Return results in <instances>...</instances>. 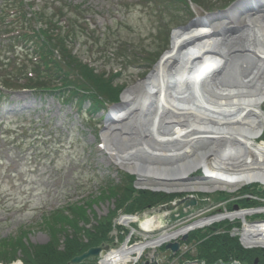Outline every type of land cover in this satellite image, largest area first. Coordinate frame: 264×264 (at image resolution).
<instances>
[{
	"label": "bare ground",
	"instance_id": "6f19581e",
	"mask_svg": "<svg viewBox=\"0 0 264 264\" xmlns=\"http://www.w3.org/2000/svg\"><path fill=\"white\" fill-rule=\"evenodd\" d=\"M246 9L231 21L206 26L197 19L174 29L170 47L111 107L101 132L104 148L113 163L137 175L138 185L208 192L264 184V4ZM263 211L219 213L143 235L139 243L105 253L99 263L131 264L146 249L225 218H242L245 245L264 246V222L246 219ZM168 212L120 216L118 222L139 220L150 230Z\"/></svg>",
	"mask_w": 264,
	"mask_h": 264
},
{
	"label": "rangeland",
	"instance_id": "374dc122",
	"mask_svg": "<svg viewBox=\"0 0 264 264\" xmlns=\"http://www.w3.org/2000/svg\"><path fill=\"white\" fill-rule=\"evenodd\" d=\"M25 1L32 3L31 10L61 4L68 9L81 10L78 20L74 22L77 33L70 47L75 55L97 72L117 74L113 84L123 86L119 101L122 92L144 78L170 47L171 33L178 27L176 25L188 22L185 21L188 8L193 12V17H201L208 24L204 25L211 26L231 21L235 14H239L238 9L250 10L252 6L264 4V0H233L220 9L229 0H185L188 8L181 5L183 10L179 11L170 8L169 3L174 2L172 0ZM13 31H0L2 62L12 53L10 44L6 43ZM157 52H160L158 56ZM149 57L155 58V61ZM113 105H107L92 115L77 112L71 105L62 104L51 97H34L25 89L0 98L1 242L13 243L17 238L24 243H46L50 240L52 214L64 211L69 203L84 204L90 221H93L94 215H106L108 209L113 208L114 195L109 193L110 187L121 184V177L125 173L133 177L132 183L136 188L137 176L113 163L102 141L101 132ZM86 106L83 105L82 109ZM91 116L93 118L89 119ZM250 184L253 186L256 182ZM190 192L197 195L199 202L191 209L193 212L190 216L177 222L169 220L164 228L156 226V230L145 233L137 229L130 243L142 240L141 234L156 235L165 229L173 230L215 213L220 206L223 207L221 203L230 198L221 199L218 191H180L173 194L179 196ZM208 198L212 203H206ZM120 209L123 208H119L117 214L124 213ZM259 217L264 218V213L247 216V219L253 221ZM114 218L113 237L119 234L118 227L129 230L125 225L120 226L117 218ZM223 220L226 219L217 221ZM132 223L138 224L136 221ZM225 224L233 223L227 220ZM66 228L69 227L66 225ZM188 248L187 244L182 243L180 252ZM147 252L153 253L159 264H182L170 250H162L160 246L146 249L142 259H148L149 256H145ZM98 260L99 257L87 262L97 264Z\"/></svg>",
	"mask_w": 264,
	"mask_h": 264
},
{
	"label": "trees",
	"instance_id": "16d2710c",
	"mask_svg": "<svg viewBox=\"0 0 264 264\" xmlns=\"http://www.w3.org/2000/svg\"><path fill=\"white\" fill-rule=\"evenodd\" d=\"M172 1L169 3L170 8L179 11L183 10L181 5L188 8L185 0ZM31 7L32 3L25 0H1L0 31H14L6 43L10 44L12 53L5 62L0 60V98L25 89L34 97H51L62 104L71 105L77 112L92 115L105 109L108 104L117 102L123 88L122 85L113 84L117 74L97 72L75 55L70 47L77 33L74 22L78 20L81 10L68 9L63 4L45 5L36 10H31ZM192 16L193 12L188 8L186 20ZM156 54L158 56L159 52ZM149 58L155 61V58ZM85 104L86 108L82 109ZM121 180V184L110 187L109 193L114 195L113 208L108 209L106 215H92L93 221H90L84 204L69 203L64 211L52 214L49 241L43 244L24 243L17 238L13 243L0 241V261L11 262L20 256L23 264H68L72 257L89 247L111 242L113 218L119 208L122 207L120 210L125 213H136L176 196L161 191L136 189L132 183L133 177L129 174H124ZM245 192L258 194L252 185L244 186L239 191ZM218 195L221 197L222 193ZM254 203L246 198L238 201V204L245 206ZM227 227L229 224L219 222L189 231L183 241L189 248L172 255L181 262L198 259L212 264L218 259L224 262L237 259L244 263L257 260L258 264H264V249H246L237 236L218 231ZM161 249L165 250L164 246Z\"/></svg>",
	"mask_w": 264,
	"mask_h": 264
},
{
	"label": "water",
	"instance_id": "95a60500",
	"mask_svg": "<svg viewBox=\"0 0 264 264\" xmlns=\"http://www.w3.org/2000/svg\"><path fill=\"white\" fill-rule=\"evenodd\" d=\"M197 19H203L201 17H193L191 18L185 25H180L178 27H184L188 26L190 23L197 21ZM118 102L114 103L117 104ZM257 192H262L264 194V184L259 182L256 188ZM197 204V198L195 195H186L182 197L181 199L177 200L175 203H169L166 205H162L159 209H148L145 212L139 213L137 217L139 218L140 216H143L145 214H150V213H157L158 211H163V210H169L170 212L167 213L168 219L163 218L159 225H165L168 220L170 221H176L180 220L184 217L189 216L192 213L191 206H195ZM177 208V211H174V209ZM233 209H237L238 205L234 204L232 206ZM139 221V220H138ZM140 223V222H139ZM187 234L183 235L182 237L185 238ZM110 246L108 244L105 245H97V246H91L87 250L83 251L79 255H75L69 260V264H86L84 262L85 259H88L90 257H98L100 255H103L106 253L107 249ZM166 248H170L171 250L175 251L178 249L179 244L178 242H170L165 245ZM263 248V247H261ZM254 263H257V260H254Z\"/></svg>",
	"mask_w": 264,
	"mask_h": 264
},
{
	"label": "built area",
	"instance_id": "2783aa9c",
	"mask_svg": "<svg viewBox=\"0 0 264 264\" xmlns=\"http://www.w3.org/2000/svg\"><path fill=\"white\" fill-rule=\"evenodd\" d=\"M241 210H246V209H241ZM231 233H232V234H233V233H239L241 241L244 242V241H243V234H242L241 230H238L237 228H233V229L231 230ZM244 243H245V242H244ZM228 264H242V263H239L238 261H232V262H230V263H228Z\"/></svg>",
	"mask_w": 264,
	"mask_h": 264
}]
</instances>
